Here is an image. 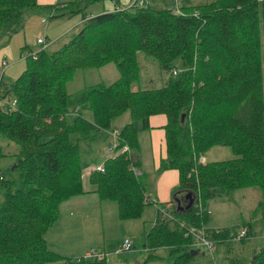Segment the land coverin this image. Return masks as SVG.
I'll use <instances>...</instances> for the list:
<instances>
[{
    "label": "trees",
    "instance_id": "16d2710c",
    "mask_svg": "<svg viewBox=\"0 0 264 264\" xmlns=\"http://www.w3.org/2000/svg\"><path fill=\"white\" fill-rule=\"evenodd\" d=\"M100 1L105 0L59 7L0 0V36L22 30L28 12L35 10L53 11L51 18L83 15L75 36L54 52L30 53L26 69L3 87V98L16 103L0 106V132L17 148L13 170L0 173V264H106L104 256L61 258L49 249L45 234L59 206L85 192L81 148L114 133L112 123L124 112L131 121L116 130L117 146L109 149L126 146L128 151L106 159L104 173H89L99 198L115 202L121 219L139 217L148 204L142 176L134 172L140 164L138 134L150 129L151 116L167 120V156L157 174L179 173L172 203L179 200L182 209L158 211L143 236L148 256L142 264L161 262L156 251L162 248L171 264H189L198 232L209 240L210 250L235 240L232 228L205 226L206 202L223 192L258 187L259 208L264 206V0H215L178 11L154 10L149 2L138 6L135 0L120 8L113 0L114 11L94 17L82 12L84 4ZM139 52L168 74L161 87L133 90L140 76ZM109 64L119 73L113 83L67 94L66 84L77 70ZM217 146L229 147L236 158L202 164L200 157ZM187 194L194 201L185 210ZM249 264H264V246Z\"/></svg>",
    "mask_w": 264,
    "mask_h": 264
},
{
    "label": "rangeland",
    "instance_id": "374dc122",
    "mask_svg": "<svg viewBox=\"0 0 264 264\" xmlns=\"http://www.w3.org/2000/svg\"><path fill=\"white\" fill-rule=\"evenodd\" d=\"M73 1L76 0H57L55 3L60 7L67 2ZM135 1L136 3L138 2V6L146 5L149 2L154 10L175 9V11H178L183 6L177 7V4L186 5L185 7H193L208 4L215 0H178V2L177 0ZM129 3L131 4V0H119L118 6L125 7ZM84 6L82 12L85 15L93 16L101 14L96 13L102 12L101 10L104 8L114 7L111 0L86 3ZM82 17L83 15L80 12L60 18H51V13L47 10L28 12L23 30L11 36L0 37V59L5 56L6 62L10 63V66L4 68L5 70L0 65V76L3 71L6 72L2 81L3 87L11 85L26 69V59L30 53L34 54L42 49L50 53L54 52L68 42L70 38L75 36L82 27ZM41 18H45L47 22L42 23ZM37 38L45 39L47 43L46 47L44 45L39 46L37 44ZM137 58L140 76L139 81L132 85L133 90L137 88L148 89L161 87L163 85L161 80L165 75H167L165 79L168 78V74L163 75L164 71L145 53L139 52ZM118 77L119 73L114 64L106 65L102 69H80L75 72L73 79L66 84V92L68 95L73 96L87 87L96 85L108 86L117 80ZM84 115L87 117V111L84 112ZM130 121V113L124 112L113 121L112 130L116 132V130ZM115 132L108 134L106 137L109 138L105 139V142L100 140L99 142L93 143L89 148H81L80 166L83 174L82 181L84 190L93 188L92 185L90 187L89 182L90 171L102 165L106 159L112 158L121 152L120 150L109 151V147L112 146L115 148L117 146H114V144H117L113 138L116 137L117 133ZM16 148V144L8 141L0 132V173L6 169L12 170L14 166L13 153H15ZM203 155L202 158L200 157L202 164L236 158L232 150L226 146L211 147ZM141 169L143 170L144 168L141 167ZM141 179L144 186H147L145 190L150 189L148 184L151 181L149 180L147 184L145 183L146 179L144 176ZM148 194L152 196V200L149 199L148 204L144 206L139 217L121 219L118 214L117 204L113 201L104 200L99 210L96 211L97 213H94L90 218V223H87V227L77 221L69 225L71 227L69 229H63L61 227L55 228V232L67 234L69 242H63L57 238V244H53L50 247L61 258L84 257L87 255V250L95 249L94 251L104 256L106 264H128L125 261L126 258H129L130 254L142 247L144 233L148 232L154 225L156 209L158 210L159 208V211H164L162 204L161 206L155 204V196L151 193ZM147 196L146 194L145 200ZM2 200L3 194L0 190V202ZM261 201H263V195L258 187L237 188L230 192H223V194L213 199H209L206 202L209 217L206 220L205 226L212 230L232 228L237 235V239L233 240L230 244L219 245L217 248L214 247L210 250L211 244L209 240L204 239L205 241H202V238H197L198 241L194 249L199 251L196 256H193L194 258L189 264H231L235 260L249 264L253 252L264 246V206L262 209L259 208ZM172 206H170L171 209ZM242 231H245L244 236H241ZM199 233L197 235L200 237ZM86 234H90L89 241L87 240ZM126 239H134L135 242L129 251H124L122 248L121 242ZM119 247L120 249L118 250ZM116 251L117 255L111 254V252ZM120 254L122 256L118 257ZM156 255L162 258L160 260L161 263L166 264L170 262L167 249H158Z\"/></svg>",
    "mask_w": 264,
    "mask_h": 264
},
{
    "label": "crops",
    "instance_id": "0c3cea01",
    "mask_svg": "<svg viewBox=\"0 0 264 264\" xmlns=\"http://www.w3.org/2000/svg\"><path fill=\"white\" fill-rule=\"evenodd\" d=\"M56 1L57 0H36V3L39 6L58 5L55 3ZM132 1L133 0H131V3H132ZM112 3L114 5L113 8H111V6H110L108 8H104L101 11L102 12H109V11L116 10L117 5L115 4V2L113 0H112ZM65 4H63V5H65ZM129 5H131V4L129 3ZM128 6L122 7L119 5L120 8H126ZM181 6H183V4H181ZM38 11H41V10H35L34 12H38ZM51 12L54 14L53 11H51ZM102 12H97L96 14H99ZM52 13H51V16H52ZM88 17H94V16L88 15ZM41 22L46 23L47 21L45 18H41ZM23 28H22V30H23ZM44 38L47 39L46 36H44ZM37 39H39V38H37ZM6 61L7 60H6L5 56H3L0 59V65H1L2 69L10 66V63H7ZM3 62H6L7 64L3 65ZM105 67H103V68H105ZM100 69H102V68H100ZM5 73H6L5 71H3L1 73V85H2V81H3V77H4ZM149 124H150L149 130L140 132L138 134L139 150H138V153L136 156H137L140 164H139V167L137 169H138V172L140 173V175L144 176L145 179L147 180V182L145 180V183L148 184L149 180L151 181V183L148 184V187L150 189L146 190V194L148 195L147 196L148 199L152 200V196L150 194H148V193H151L155 196L156 203L158 205L161 206V204H162L163 208H167V207H170L172 204H174L172 202H173L174 194L178 190L177 188L179 187V173L177 170L170 169V170H165V171L157 174V171L161 165V161L165 160L166 156H167L165 131H164V128L167 125V120L163 115H155V116H151L149 118ZM107 138H109V137H106L105 139H107ZM105 139H104V142H105ZM110 140H112V139H110ZM114 146H116V144H114ZM141 167H143L144 169L142 170ZM88 171H90V170H88ZM90 187H91V185H90ZM103 201L104 200L100 199L99 196L94 192L93 188H88V189H85L84 193L77 195V196H74V197H71L68 200H66L65 202H63L59 206V216H58L57 220L54 222V224L49 228V230L45 234V240L47 242V246L49 247V249L52 250V248L50 246H52L53 244H57V238L60 241L69 242L68 235L67 234H61L59 232H55L54 231L55 228L61 227L63 229H69V228H71V227H69V225H72L73 223H76L77 221L81 222L83 225H85L87 227V223H90V218L92 217V215L94 213H97L96 211L99 210ZM174 202H175V200H174ZM158 205H157V208H158ZM158 211H159V208H158V210L156 209V218L158 216ZM86 230H87V228H86ZM86 236H87V240L89 241L90 240V234H88V235L86 234ZM131 241L134 245L135 244L134 239H131ZM121 244H122V242H121ZM103 248L105 249V247H103ZM87 249H88V247H87ZM119 249H120V247L118 248V250ZM94 250L95 249L87 250L86 254H88L89 252L94 251ZM97 251H101V250H97ZM117 251L111 252V254L117 255L116 254ZM103 253H104V251H103ZM120 256H122V255L121 254L118 255V257H120ZM147 256H148V252H147V250H145V248H143V243H142V247L139 250H135L134 253L130 254V257L126 258L125 261L128 264H142L145 261V259L147 258ZM169 260H170V262H167L166 264H171V262H172L171 258H169ZM148 264H164V263L157 261V262H152V263H148Z\"/></svg>",
    "mask_w": 264,
    "mask_h": 264
},
{
    "label": "built area",
    "instance_id": "2783aa9c",
    "mask_svg": "<svg viewBox=\"0 0 264 264\" xmlns=\"http://www.w3.org/2000/svg\"><path fill=\"white\" fill-rule=\"evenodd\" d=\"M37 43L39 45H44V47H46V44H47L45 39H42V38L37 39ZM3 65H6V62H3ZM15 103H16V101H13L9 104L8 100L3 98V86L1 85V76H0V106H2V105H8L9 106L10 105L9 106L10 108H14ZM109 150L112 151L113 148H110ZM126 151H128V148L126 146L123 147V149H121L122 153H124ZM93 171H95L97 173H104L105 168L103 165H100V166H97ZM135 174L137 176L140 175V173L138 171H135ZM244 235H245V231H242L241 236H244ZM197 238H200L199 235H197ZM202 241H203V239H202ZM131 247H133V243L131 240L126 239L122 242V248L124 251H129ZM208 247H210V246H208ZM101 256H103V255L101 253H97L96 251H91L86 255V257H99V258Z\"/></svg>",
    "mask_w": 264,
    "mask_h": 264
},
{
    "label": "water",
    "instance_id": "95a60500",
    "mask_svg": "<svg viewBox=\"0 0 264 264\" xmlns=\"http://www.w3.org/2000/svg\"><path fill=\"white\" fill-rule=\"evenodd\" d=\"M12 170H13V168H12ZM186 199H188L189 200V204L187 205V207H186V209L185 210H187L188 208H190V206L193 204V201H194V199H193V197L191 196V194H187L186 195ZM177 209V210H179V211H181V207H180V204H179V200H175V202H174V204H173V206H172V209ZM190 254H191V256L193 257V256H196L197 254H198V251L197 250H191L190 251ZM204 255V254H203Z\"/></svg>",
    "mask_w": 264,
    "mask_h": 264
}]
</instances>
